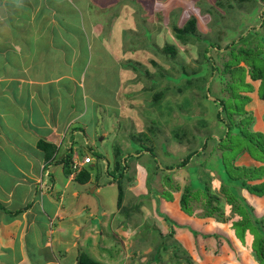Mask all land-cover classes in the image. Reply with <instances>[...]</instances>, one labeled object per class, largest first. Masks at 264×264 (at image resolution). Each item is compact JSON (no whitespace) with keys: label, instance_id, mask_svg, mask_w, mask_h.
Returning <instances> with one entry per match:
<instances>
[{"label":"rangeland","instance_id":"obj_1","mask_svg":"<svg viewBox=\"0 0 264 264\" xmlns=\"http://www.w3.org/2000/svg\"><path fill=\"white\" fill-rule=\"evenodd\" d=\"M4 1L2 0L3 3ZM33 1L41 8H39V16L32 20V24L43 25L54 21L53 26H56L65 19L67 24L75 29L72 31L56 26L53 44L47 45L45 54L41 57L46 65L47 73H62L67 74L69 78L75 77L72 80L67 78L55 88L49 86V89L44 92V94H51L52 97L47 99V101L50 100V107L47 106V108L52 110L60 106L63 114H66L73 105L74 110L78 111L76 108L78 104L80 110H86L83 112L81 123L78 121L75 124L76 128L85 132L77 133L74 137L76 150L80 156L89 153L91 158L97 159L95 172L102 176V180L114 178L111 183L104 181L106 183L103 184L100 193L102 199L93 197V193H90L92 196L90 198L95 200L94 204H97L100 210L102 206H105L107 210L109 208L116 210L120 206L134 208V222H137L134 231L139 234L132 232L134 234L132 244L126 240L127 245L132 249L129 254L127 253L128 258H125L126 255L122 256L121 251H126L114 240L112 243L107 240L99 242L84 240L81 251L84 249L83 253L103 264H126L127 262L128 264H255V256L254 259L251 255L244 256L245 253L241 250L246 251L245 247L238 246L235 240L238 236L231 232L229 223L233 219L237 220L238 217L233 216L231 212L232 205H229L225 197V185L219 174L231 175L234 179L231 186L235 188L237 195L244 199L239 198L237 203L248 202L253 209L252 215L251 212H247L245 222L249 218L264 220V211L262 212V209L260 212L257 211V204L245 198V196L253 195L251 190L247 192L246 189H241L239 184L244 178L240 177L244 172L241 167L251 166L247 162H243L245 165L238 163L242 160L245 150L253 156L256 154L251 147L253 143L255 145L258 142L262 143L264 123L258 126L259 123H257L253 127L255 117L253 118L250 114L248 121H245L250 123V127L243 128V131L248 134L246 137H242V130L237 129V132L233 128L231 133L235 140L233 138L229 140L231 144L228 140L219 142L224 137L225 130L234 124L229 122L228 125L224 114H221L220 104L215 103L217 95L214 97L206 91L209 85L206 80L210 74L203 71L205 62L203 53L205 48L211 45L210 43L213 45V41L224 45L225 41L229 44L234 39L239 49L243 47L251 51L249 57L254 60L253 62L264 66V60H262L264 33L260 26L256 25L261 5L256 4L257 6L252 7L250 3H242L240 8L226 10L223 14L213 8V21L209 25V35L200 33L201 37L200 35L193 37V42L187 44L179 41L172 30L171 26L175 20H172V13H170L171 8H174L170 5L171 0L156 4L154 0H149L146 6L143 3L134 4V0H124L129 3V8L123 4L124 1L121 2L122 0H110L109 9L106 10L94 2L92 6L88 0H82L79 6L78 2H75L78 11H74L71 6L62 5L66 1ZM193 1L183 0L182 7L174 18L178 19L176 25L179 27L191 21L192 16L199 17V12L195 10L196 3ZM220 1L227 3L226 0ZM255 2L261 4L259 0H253L252 3L255 4ZM8 3L17 6V0H11ZM163 3L166 4L165 15L163 14L160 22L157 20L156 9L161 16ZM51 4L55 12L52 18L46 15ZM122 7L125 10H122ZM15 12L17 14V11ZM43 14L46 18L42 17ZM220 16H222L221 24H217ZM199 19L205 23L204 16H200ZM14 23L17 28V18H12L5 7L0 5V28H7ZM97 24L99 31L94 32L97 35L101 33V37H93L92 31ZM261 25L264 23L261 22ZM203 37L205 42L208 41V46L199 40ZM241 38L243 40L240 41ZM166 45H175L176 56L166 55L164 51ZM211 49L212 47H209V50ZM210 53L209 51L207 56ZM3 69L0 64V73ZM182 72L191 76L198 73L200 76L192 78L193 83L188 86L187 77L177 80ZM211 83H214L213 80ZM234 85L237 83L231 87L234 88ZM214 91L216 94L219 93L218 85L214 86ZM256 91L259 92V90ZM158 97L159 100L155 101ZM37 101L42 103L40 94L37 96ZM249 104H247L248 107ZM38 107L41 105L35 106L37 111ZM218 114H221L223 119H220ZM82 123L85 124L82 125ZM75 127L67 129L69 130L68 143ZM258 128L261 131L260 136L249 134L258 132ZM226 144L232 148L224 150L228 148ZM195 152H197L196 155L188 159V156ZM140 157L142 158L139 163L137 159ZM78 162L81 164V160ZM220 162L225 166L223 172ZM140 164L148 166L151 175L149 178L144 174V169L138 171ZM181 164L184 167H179ZM154 167L158 169L155 170ZM54 168L58 169L56 166ZM142 174L144 177L139 176ZM64 175L61 174L62 182L55 186L54 192L58 204L62 199L61 204L64 202L68 205L73 199L72 190L75 185L70 184L65 188L67 176ZM144 183L147 185L145 186ZM130 185L134 186L133 191L129 190ZM178 186L181 188L176 190ZM185 186L188 191L193 190L190 196L186 195L189 211L183 210L181 204L177 202L170 208L166 207V212H163L165 209L161 212L157 206L153 205V197L159 205L162 202L160 198L167 203H174V195L177 196L178 201ZM206 186L209 188L210 196L219 198L218 206L221 213L206 215L208 210L206 211L205 207L208 205L209 198L206 194ZM137 188L141 194L146 192L143 197L137 196L138 201L135 200L133 193ZM18 203L16 199L11 205L17 211L21 206ZM76 203L83 205L84 199L81 198ZM212 203L216 205L214 200ZM238 206L243 211L246 210L241 204ZM193 209L194 212L191 211ZM225 209L227 212L230 210V213L226 215ZM124 211L127 213V218L132 219V215H129L131 210L124 209ZM9 212L13 211L8 210ZM88 215V211H84L81 219H87ZM123 216L125 217L124 212ZM231 217L232 220H230ZM42 218L40 221L45 222L44 217ZM103 219L107 221V218ZM123 220L124 223L130 224L131 220ZM251 223L254 224V222ZM91 225L87 224V231L92 228ZM39 227V223L34 225L27 238L28 244L32 241V237L40 233ZM98 227L101 232L105 230L103 225L100 227L98 224ZM193 230L198 232L196 234L198 236L190 243L189 240L193 239L191 236H195V233H192ZM106 231L109 232V228ZM173 231L175 235L169 236ZM179 234L189 238L181 237V240L178 237ZM211 234L216 236L205 237ZM249 235L251 239H254L256 233ZM40 236L43 242L45 236L42 232ZM162 243L165 247H169L168 250L160 248ZM29 250L34 260L35 256L39 259L44 258L45 254H39V249L30 247ZM173 252H176L183 261L179 258L176 262ZM18 254V249L0 250V262H12L17 259L15 255ZM74 259L69 258V262L72 263ZM189 260L191 263L188 262Z\"/></svg>","mask_w":264,"mask_h":264},{"label":"crops","instance_id":"obj_2","mask_svg":"<svg viewBox=\"0 0 264 264\" xmlns=\"http://www.w3.org/2000/svg\"><path fill=\"white\" fill-rule=\"evenodd\" d=\"M9 1L11 0H5L3 3L2 0H0V5L5 7L9 15H11L12 18H17V28H15V23L10 24L11 26L7 28H0V35H3L0 36V64L4 68L0 73V250L14 251L18 249L19 254L15 255L17 259H14V261L7 263L0 262V264H77L79 256L85 254L83 253L84 249L81 251L82 246H84V240L95 242L107 240L111 243L112 240H114L126 251L120 250L122 256L126 255L125 258H128L127 256L129 255H127V253L129 254V251L131 252L132 249L127 245L128 242L126 240L132 244V235L139 234L134 231V228H136L135 224L137 223L134 222V208L120 206L116 210L112 208L107 210L105 206H102V210H100V207L98 208L97 204H94L95 200L90 197L97 196L98 199H102L100 193L103 184L106 182H113L114 178L110 177L106 178V180H102V176L100 174L97 175L98 173L95 172L97 159L91 158L89 153L80 156L76 150V140L74 137L77 133L81 132L82 134L85 132L76 128L75 124L81 121L85 109L80 110L77 104L76 108L80 112L74 110L75 108L73 105L70 106L71 110L68 113L63 114L62 107L60 106H56L55 109L52 108V110L47 108V106L50 107V100L47 101V99L52 97L51 94H44V92L49 89V86L55 88L56 85H59L67 78L72 80L75 79V77L69 78L67 74L62 73H47L46 65L41 57L45 54L47 45L53 44V35L57 30L56 26L59 25L58 28L70 29L72 31L75 29L69 26L65 19H62V22L60 24L57 23L56 26H53L54 21L43 25L32 24V20L39 16L38 12L41 6L36 4L33 0H17V6L9 4ZM45 1L53 2L54 0ZM55 1H66L63 2L62 5L71 6L74 11H78L77 7L79 3L82 2V0ZM88 1L90 4L92 3V6L94 2L100 7H104V10L109 9L110 0ZM123 1L124 0L121 2ZM154 1L156 4L164 0ZM171 1L170 5L174 8L169 10L175 18L178 10L182 7L183 0ZM226 1V4L220 0L193 1L196 3L197 8H195V10L199 12V17L196 18L195 15L192 16V18L196 21V27L200 33H203L205 36L209 34V25L213 21L212 16L214 9H218L223 14L224 12L226 13V10H232L237 7L240 8L242 3H250L252 7L257 6L256 4L261 5L259 6L257 15L258 22L256 25L260 26L264 33V28H262L264 25H261V22L264 23V4L262 3L264 0H259L261 4L258 2L254 4L252 3L253 0L252 2L251 0ZM75 2H78V6H75ZM133 3H143V5L146 6L149 0H134ZM123 4L129 8V3L127 1H124ZM164 6H166V4L163 3L161 5V16L158 15L159 10L156 9L157 20L160 22L162 21L163 14L165 15ZM158 7L159 5L157 8ZM123 9L122 7V10ZM15 11H17V14ZM80 11H82V9ZM126 11L128 10L126 9ZM54 14V6L51 4L46 15L52 18ZM200 16L206 18V20H204L205 23L199 19ZM42 17L46 18L45 14H43ZM221 17L222 16L218 19L219 22L216 21L217 24H221ZM25 21H28V23H23ZM200 22H202V24H200ZM98 27V24L94 25L95 30L92 31L94 34L93 37L102 36L101 33L97 35L94 32L99 31ZM259 86L260 81H256V89H258ZM39 94L42 103H38L37 101V96ZM253 94L255 95L253 96ZM253 94L251 95L253 99L249 107L247 106V109L252 113L253 118L255 117V124L253 122L254 127L257 123H259L257 126L264 123V101L260 100L257 92ZM37 105H41V107H38V111L35 109ZM258 119L259 121H257ZM83 124L85 123H82V125ZM72 127H75V129L72 130V137H70V142L68 143V132ZM257 130L259 131V128ZM262 132H264V130ZM41 142L55 145V152L51 155V148L42 150L39 146ZM87 143H89V141H87ZM70 147L73 148V162L81 160V164H83L79 171L87 170L90 173L91 179L86 184L78 182L76 180V174L68 175L62 163H56L66 156ZM86 158H90V163L85 164ZM141 158L142 157L138 158L137 162H139ZM99 159L100 158H98V160ZM243 162H247L249 166L261 165V163L251 158L248 153H244L242 160L238 163L240 165H245ZM54 166L58 169L56 170ZM139 166L140 168L138 171L144 169V174L149 178L150 172L148 166L143 164ZM154 169L156 170L157 168L154 167ZM54 170L56 171L54 172ZM61 174L67 176V182L64 185L65 188L70 184L75 185V188L72 190L73 199L68 205H65L64 202L61 204V201H63L62 199L58 204L57 198H55V186L62 182ZM139 176L144 177L143 174ZM145 184L147 185V183H144V185ZM129 187V190L133 191L134 186L130 185ZM135 192L133 193L137 201V196L140 198L146 193L141 194L138 188ZM90 193H93V195L91 196ZM174 196V203H167V201L160 198L162 201L160 205L153 197V205L157 206L161 212L164 209L165 211L163 212H166V207L170 208L176 202L180 205V198L177 201V196ZM248 196L250 198L247 196H245V198L257 204V211L260 212V209H262L263 212L264 202L262 201H264V197ZM81 198L84 199L83 205L76 203V201H79ZM16 199L17 202H19L18 204L21 205L19 206V210H26L20 215H12L3 209L4 207L6 210L17 212V209L11 206ZM175 208L178 209L177 207ZM47 209H49V211H47ZM124 209L126 211L127 209L131 210L129 215H132V219L127 218V213ZM84 211H88L89 213L87 219H81V215ZM123 212L125 213V217L123 216ZM42 217H44L45 222L40 221L43 219ZM103 218H107V221H104ZM123 219L131 220L130 224L124 223ZM121 221H123V223H121ZM38 223L40 224V233L42 232L45 238L43 242H41L39 233L37 236L32 237V241L28 244L27 238L29 233L32 232L34 225ZM88 223L92 224V228L87 231ZM98 224L100 227L103 225L105 230L101 232ZM108 228L110 230L109 232L106 231ZM132 232H134V234ZM111 233L113 235H111ZM97 237H99V239ZM178 237L180 239L181 237H183L182 239L189 238L181 236V234H179ZM96 238L98 239L97 241ZM189 241L192 243L191 241H193V239ZM132 246L136 247L135 245ZM30 247L39 249V254H45L44 258L39 259L38 256H35L34 260L30 254ZM239 250L241 249L239 248ZM241 251L245 253L244 256L251 255L254 259L252 253L244 250ZM131 256L133 255L131 254ZM69 258L75 259L71 263L69 262ZM255 262V264H258L256 260ZM126 264H128V262Z\"/></svg>","mask_w":264,"mask_h":264},{"label":"trees","instance_id":"obj_3","mask_svg":"<svg viewBox=\"0 0 264 264\" xmlns=\"http://www.w3.org/2000/svg\"><path fill=\"white\" fill-rule=\"evenodd\" d=\"M171 17H173L172 20H175L172 23L171 27L175 33V37H177L179 41L187 43V44L192 43L193 37L200 35V32L198 31L196 27V21L194 19L187 22L185 26L179 27L178 25H176L177 19H174L173 15ZM237 22H236V25H237ZM204 38L205 37H203V39L199 38V40L201 41V43L208 46L207 44L208 41L205 42ZM241 40L243 39L241 38L240 41ZM232 41H230L229 44L227 43V41H225L224 45L222 43L213 41V45L212 43H210L211 45H209L208 48L206 47L203 53V57L205 59V62L203 65L204 66L203 71L205 73L209 72L210 74L208 80H206V82L209 84L206 91L209 94L213 95L214 97L215 95H217L215 103L220 104L221 114L222 115L224 114L226 118V122H228L227 123L228 125L230 124L229 122H232L234 124L225 130L224 137H222L219 142H223L225 140L229 141V140H232V138L235 140V138L232 135L233 133H231V129L233 128H235V130L238 132L237 129L243 131V128L246 129L250 127V123L245 122V121H248L249 115L252 114L251 112L248 111L247 104H249L252 101L253 98L251 97V95L254 92H257L256 90H259V92H257L259 98L264 100V94L262 95V91L264 90V66L259 64L258 62H253L254 60L250 59L249 53L251 51L244 49L243 47L239 49V45L236 44L235 40L233 39ZM209 47H212V49L209 50ZM164 51L166 52V55L170 57H174L177 54L175 45H169V46L166 45L164 48ZM209 51L212 54L210 53V55L207 56L209 54ZM262 60H264V57H262ZM198 76H200L198 75V73L197 74L195 73L193 74V76H191L190 74H187L186 72H182L180 75V78L177 80L179 81L187 77L186 82H187V85L190 86L193 83L192 78L198 77ZM211 80H213L214 82L213 84L211 83ZM256 81H260V86L258 89H256L255 84H254ZM235 83H237V85H234L235 86L234 87L235 89H234L233 87H231V85ZM216 85L219 86L218 94H216V92L214 91V86ZM206 98L208 99V96ZM158 100H159V97L155 98V101H158ZM221 114H218V116L220 119H223ZM259 132L260 131L252 132L249 134L253 136H257V135L260 136L261 133ZM247 135L248 134H246L243 131L242 137H246ZM236 139H239V138H236ZM261 141L262 143L258 142L256 145L255 143L252 144L251 148L252 150L256 152V154L254 155L255 157L253 156V154L248 152L250 157L254 158V160L261 163V165L254 166L255 168L252 166L251 167H241V169L244 170V172L240 175V177H244V178L242 179V181L239 182V184H241V187H242L241 189H244V190L246 189L247 192L251 190L253 195L259 198L264 197V139H261ZM229 142L230 144L232 143L231 141ZM39 146L42 150L44 149L47 150V148L49 149L51 148V155L56 150L55 145L50 144V143L48 144L46 142H41ZM225 146H227L228 148L224 150H229L232 148V146L228 144H226ZM72 153H73V148L70 147V150L69 152H67L66 156L61 161L56 162V163H62L64 165L65 172L68 175L76 174V180L80 182L81 184H86L91 179L90 173L87 170H84V171L81 170L77 172L74 169ZM196 153L197 152L188 156V159H191L192 157H194ZM245 153H247L246 150H245ZM221 163L222 162H220L221 171L223 172L225 170V166ZM183 164H185V162H183ZM181 165L179 167H184L183 165L182 166ZM219 175L221 176V179L224 182L223 184L225 185V188H224L225 197L228 200L229 205H232L231 212H233V216L238 217L237 220H234L232 217L230 218V220L233 219L232 221L228 219L230 221L229 225L231 227L232 234L238 236L235 238L236 243L238 244L239 247L243 245L246 251L253 253L252 256L253 257L255 256V259L259 264H264V220L261 218H258V219L254 218V220L249 218L245 222L246 215H248L247 212L248 211L251 212V215H252L253 209L251 208L248 202H246L247 204L243 202L237 203V200H239V198L241 199V197L237 195V191L235 190V188L231 186V182L232 180H234L232 179L231 175H227L225 173L223 174L220 173ZM180 188L181 187L178 186L176 190ZM192 191L193 190L188 191L187 186H185L183 189V193L180 197V204L183 210L185 211H189L188 209L189 206L186 201V195L190 196ZM206 191H207L206 194H208V197H209L207 200L208 205L205 207L206 211L208 210L206 215L212 216L215 213H221L220 207L218 206L219 198L210 196L209 188L207 186H206ZM211 199L212 201L214 200L216 202V205H213ZM241 200H244V199H241ZM239 204L244 206L246 210L243 211V209L238 206ZM3 209L5 211H8L4 207ZM24 211L26 210L22 209L17 212H9V213L12 215H17V214L20 215ZM191 211L194 212V209ZM225 213L226 215L229 214L230 210H228L227 212V209H225ZM251 222H254V224H252ZM254 232L256 233L257 237L254 236V239H251L249 234L255 235ZM192 233H195V236L193 235L191 236L194 240L196 239L195 237L198 236L196 235L198 232L193 230ZM173 235H175V231H173L169 236H173ZM211 236L215 237L216 235L211 234L205 237H211ZM172 247L174 248V246ZM160 248L161 249L163 248V250H168L169 247L168 248L165 247L164 243H162ZM173 254H174L173 258L175 259L176 262H177V259L179 258L183 261V259L179 255H177L176 252H173ZM185 261L187 260L185 259ZM188 262L191 263L190 260ZM178 263H181V262H178ZM77 264H103V263L95 261L94 259H92L86 254H81L78 258Z\"/></svg>","mask_w":264,"mask_h":264},{"label":"built area","instance_id":"obj_4","mask_svg":"<svg viewBox=\"0 0 264 264\" xmlns=\"http://www.w3.org/2000/svg\"><path fill=\"white\" fill-rule=\"evenodd\" d=\"M88 163H90V158H86L85 160V164H88ZM80 168H81V164L79 162L74 161V169L76 171H79Z\"/></svg>","mask_w":264,"mask_h":264},{"label":"clouds","instance_id":"obj_5","mask_svg":"<svg viewBox=\"0 0 264 264\" xmlns=\"http://www.w3.org/2000/svg\"><path fill=\"white\" fill-rule=\"evenodd\" d=\"M262 3L264 4V2L262 1ZM78 172V171H77Z\"/></svg>","mask_w":264,"mask_h":264}]
</instances>
